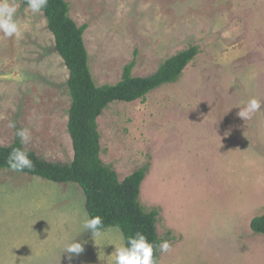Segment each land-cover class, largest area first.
<instances>
[{
  "label": "rangeland",
  "instance_id": "obj_1",
  "mask_svg": "<svg viewBox=\"0 0 264 264\" xmlns=\"http://www.w3.org/2000/svg\"><path fill=\"white\" fill-rule=\"evenodd\" d=\"M66 1L88 23L99 84L118 81L136 48L137 76L199 48L177 81L114 101L98 118L101 157L120 180L149 167L139 199L159 210L158 233L171 244L159 264H264V234L250 227L264 213V0ZM15 2L21 36L0 32V143H12L16 122L30 133L26 148L70 162L69 69L43 11ZM249 96L262 108L244 119ZM85 201L75 182L0 169V264H112L124 235L112 226L94 241L82 230ZM74 236L78 255L63 251Z\"/></svg>",
  "mask_w": 264,
  "mask_h": 264
},
{
  "label": "trees",
  "instance_id": "obj_2",
  "mask_svg": "<svg viewBox=\"0 0 264 264\" xmlns=\"http://www.w3.org/2000/svg\"><path fill=\"white\" fill-rule=\"evenodd\" d=\"M27 5V0H21ZM28 6V5H27ZM49 30L55 39V49L69 69L67 86L71 98L68 132L72 139L73 158L70 162L50 161L34 150L21 145L14 138L9 145L0 143V169L9 168L7 158L15 147H23L33 162V168L23 173L37 175L55 182H75L85 194V207L89 216L99 215L103 229L118 227L125 242L137 231L146 234L156 244L162 242L158 233L159 210H146L139 197L142 183L149 167L141 166L119 179L117 171L101 157V134L98 118L114 101L132 102L145 99L148 93L165 83L175 82L187 65L199 53L192 45L165 59L151 74H133L139 50L124 65L121 78L114 83L99 84L91 71L89 53L84 40L88 23L79 25L70 15L66 0H48L42 10ZM251 229L264 234V213L256 215L250 222ZM161 252L154 249V258L159 264Z\"/></svg>",
  "mask_w": 264,
  "mask_h": 264
},
{
  "label": "clouds",
  "instance_id": "obj_3",
  "mask_svg": "<svg viewBox=\"0 0 264 264\" xmlns=\"http://www.w3.org/2000/svg\"><path fill=\"white\" fill-rule=\"evenodd\" d=\"M48 0H27L28 8L35 13L41 12L47 6ZM18 4L15 0H0V32L5 37L19 38L21 36L20 25L16 16ZM262 108L261 100L256 96H249L244 101V106L240 108L238 115L244 119L249 118L251 114L260 111ZM10 127L15 129V137L20 140L21 145H26L30 140L29 131L23 126L17 127L16 122H12ZM9 169L13 171H22L25 168H33V162L29 158L27 151L23 147H15L9 153L7 158ZM82 230H89L94 241H99L103 235V220L101 216H89L85 211L82 219ZM82 231V232H83ZM76 236L69 239L63 248V251L69 254H79L83 251V245L75 239ZM115 250L111 254L112 264H157L154 258V249L160 252H168L171 249L169 241L164 240L159 244L150 242L146 234L137 231L130 235L127 241L121 237L120 243H113ZM71 264V257H69Z\"/></svg>",
  "mask_w": 264,
  "mask_h": 264
}]
</instances>
